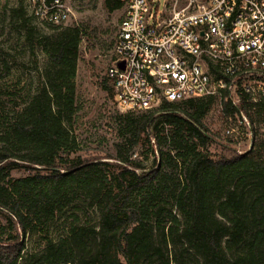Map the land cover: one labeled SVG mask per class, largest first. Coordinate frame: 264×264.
Masks as SVG:
<instances>
[{"label": "trees", "instance_id": "trees-1", "mask_svg": "<svg viewBox=\"0 0 264 264\" xmlns=\"http://www.w3.org/2000/svg\"><path fill=\"white\" fill-rule=\"evenodd\" d=\"M103 6L114 11L121 3ZM12 15L29 39L45 44L51 67L0 128V264H264L261 107L256 122L263 127L253 128L244 153L222 145L211 154L217 133L202 122L215 102L208 97L163 101L136 117L117 114L113 153L81 158L70 125L80 109L74 78L86 31L55 27L45 35L21 7ZM101 89L113 96L106 75ZM238 109L252 121L243 98L238 105L222 98L226 121ZM144 145L154 156L149 167L133 158ZM19 168L27 174L12 176ZM69 207L77 212L52 240L49 225ZM87 208L96 222H81ZM29 235L40 237L39 251L28 250Z\"/></svg>", "mask_w": 264, "mask_h": 264}, {"label": "built area", "instance_id": "built-area-1", "mask_svg": "<svg viewBox=\"0 0 264 264\" xmlns=\"http://www.w3.org/2000/svg\"><path fill=\"white\" fill-rule=\"evenodd\" d=\"M115 1L123 17L105 75L117 109L153 111L163 101L208 97L221 107L222 98L232 105L243 98L252 121L241 109L236 121L251 138L258 107L264 123V0H169L159 12L149 0ZM6 2L44 34L71 12L68 0H0V9ZM236 129L224 133L236 140Z\"/></svg>", "mask_w": 264, "mask_h": 264}, {"label": "rangeland", "instance_id": "rangeland-1", "mask_svg": "<svg viewBox=\"0 0 264 264\" xmlns=\"http://www.w3.org/2000/svg\"><path fill=\"white\" fill-rule=\"evenodd\" d=\"M168 1L149 0L148 2L154 4L159 12ZM68 2L70 17L60 28L80 26L86 31L78 47L79 56L74 78L75 94L80 109L73 118L70 130L80 144L77 155L85 159L94 156L103 157L106 153H113V143L117 140L112 118L117 114L128 112L136 117L142 112H120L116 107L114 96L110 97L101 89V81L111 63L112 49L123 10L120 8L109 11L103 6V0H68ZM186 2L187 0H179V5L183 6ZM15 8L17 7L6 2L0 9V128L28 98L35 94L38 88L45 84V71L51 67L44 53L45 44L39 43L33 35L30 39L26 36L25 28L12 15V10ZM49 34L52 32H45V35ZM202 122L212 133H217L215 140L218 143L213 142L209 147L214 156L222 151V145L240 151L249 150L252 144L251 138L243 135L244 129L238 127L236 118L226 121L222 117L217 100ZM228 126L238 128L235 132L236 140L233 138L230 142L227 140L224 130ZM254 127L262 129L263 126L255 122ZM147 152L148 146L144 145L138 153L140 155L133 156L143 167H149L154 162L153 154ZM27 172L19 168L11 174L18 177L26 175ZM74 211L77 212L69 207L49 225L47 232L52 240L64 234L67 224L72 220L71 213ZM80 218L81 222L94 223L97 221V213L92 208H87L86 214L80 215ZM25 242L28 250L39 251L42 248V241L38 235L26 236Z\"/></svg>", "mask_w": 264, "mask_h": 264}, {"label": "water", "instance_id": "water-1", "mask_svg": "<svg viewBox=\"0 0 264 264\" xmlns=\"http://www.w3.org/2000/svg\"><path fill=\"white\" fill-rule=\"evenodd\" d=\"M120 66L122 67V65L120 64Z\"/></svg>", "mask_w": 264, "mask_h": 264}]
</instances>
